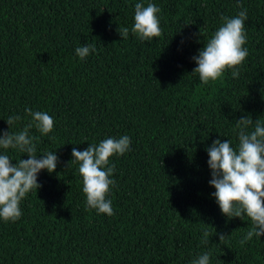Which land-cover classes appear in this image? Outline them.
Returning <instances> with one entry per match:
<instances>
[{"label":"trees","instance_id":"16d2710c","mask_svg":"<svg viewBox=\"0 0 264 264\" xmlns=\"http://www.w3.org/2000/svg\"><path fill=\"white\" fill-rule=\"evenodd\" d=\"M136 3L160 8L159 37L131 33ZM241 10L249 54L239 77L228 69L203 84L192 57ZM84 45L95 51L81 60ZM27 108L53 118L51 133L30 134L36 155L56 151L59 163L38 174L18 220L0 219V264H192L204 251L210 264H264V236L241 246L251 221L216 203L206 151L216 139L235 147L241 117L264 120V0H0V130L13 115L22 119L11 130H22ZM123 135L130 149L110 158L108 216L86 207L69 162L74 147Z\"/></svg>","mask_w":264,"mask_h":264},{"label":"clouds","instance_id":"9594fccd","mask_svg":"<svg viewBox=\"0 0 264 264\" xmlns=\"http://www.w3.org/2000/svg\"><path fill=\"white\" fill-rule=\"evenodd\" d=\"M134 24L131 33L141 40H151L161 35L158 13L161 11L153 3L145 6L136 3ZM247 11L241 10L234 17H221L220 27L204 43L198 55L192 57L197 64L191 74H198L203 84L220 79L226 70L232 69V76L239 77V66L246 60L248 50L246 44L245 21ZM128 27H119L121 37L127 39ZM201 34V33H200ZM81 60L95 51L93 45L76 48ZM26 117L31 120L22 130L13 132L12 126L22 118L19 115L9 116L6 120L10 130H0V149L18 150L26 153L28 159L20 158L13 163L7 154H0V219L4 222H15L22 211L20 204L33 190L42 185L38 183V174L42 170L49 173L56 171L59 158L55 152L36 155L35 141L39 137L30 134L35 127L42 135H48L54 129V120L47 112L25 109ZM238 143L234 147L228 139H216L206 148L209 155L208 166L211 170L210 186L222 214L228 218H247L251 227L240 239L243 246L253 237L264 236V120H253L251 115L236 120ZM130 138L123 135L119 138H106L99 144H89L83 151L72 149L73 159L69 162L78 164V172L82 177V191L86 196V207L98 213L114 215L112 201L107 199L111 186L115 184L110 177L115 165L110 158L124 155L130 149ZM210 233L203 230L202 242L208 243ZM219 240L227 236L217 233ZM211 253H200L192 264H210Z\"/></svg>","mask_w":264,"mask_h":264}]
</instances>
